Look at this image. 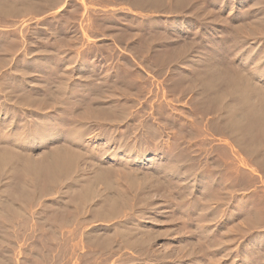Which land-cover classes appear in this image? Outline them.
Here are the masks:
<instances>
[{
	"label": "rangeland",
	"instance_id": "obj_1",
	"mask_svg": "<svg viewBox=\"0 0 264 264\" xmlns=\"http://www.w3.org/2000/svg\"><path fill=\"white\" fill-rule=\"evenodd\" d=\"M139 263L264 264V0H0V264Z\"/></svg>",
	"mask_w": 264,
	"mask_h": 264
},
{
	"label": "bare ground",
	"instance_id": "obj_2",
	"mask_svg": "<svg viewBox=\"0 0 264 264\" xmlns=\"http://www.w3.org/2000/svg\"><path fill=\"white\" fill-rule=\"evenodd\" d=\"M135 194V193H134ZM136 197V196H135ZM147 203H145V205H146ZM154 205V204H153ZM110 206H111V208H112V210L113 211H111L112 212V214H111V217H112V215H118L119 213H120V211L119 210H121V213H120V215L119 216H121L120 218L122 219V222L123 221H125V220H128V218H135V217H139V216H141V214H139V212H141V210L142 209H144V207H142V206H144V203H142V202H139V201H136V200H133V201H125V202H122V203H118V202H110ZM119 209V210H118ZM117 210H118V212H117ZM123 210V211H122ZM172 210V209H171ZM175 210V209H174ZM116 211V212H115ZM118 213V214H117ZM150 215V214H149ZM108 217H110V215L108 216ZM108 217H105V218H108ZM113 217H115V216H113ZM112 217V218H113ZM117 217V216H116ZM156 218V217H155ZM110 219V218H109ZM107 220V219H106ZM130 220V219H129ZM108 222H109V220H108ZM118 222V221H117ZM121 221L119 220V223H120ZM115 223L116 222H114V225H115ZM118 223V224H119ZM124 223V222H123ZM120 224H122V223H120ZM117 225V224H116ZM137 225V224H136ZM118 226H120V225H118ZM123 226V225H122ZM107 227H108V225H107ZM127 227V226H126ZM137 227V229H132L133 231H129V230H127L128 231V233L126 232H122L123 233V235H122V233L120 232L121 230H119V229H115L113 232H114V234H112L111 235V240L113 239V240H115L116 242H118L119 244H120V246L122 247L123 245H125V246H129V245H131V248L133 249L134 248V250L138 253V256L136 255V256H132L131 258H132V260L133 259H137V258H140V257H143V256H145V257H148V255L150 256L151 254V252L153 251L154 252V250H152V247H150V246H152L153 244H152V241H151V239L150 240H146L147 239V237L148 236H146L145 238H144V236H142V235H140V233L138 232V226H136ZM114 228V227H113ZM128 228V227H127ZM134 228V227H133ZM99 229V228H98ZM130 229V228H129ZM124 230H125V227H124ZM96 231H99V230H96ZM136 231V232H135ZM144 232H146V231H144ZM142 233H143V230H142ZM152 233V232H151ZM160 233V232H159ZM109 234V233H108ZM127 234V235H126ZM147 235H148V233H146ZM153 234V233H152ZM158 234V233H157ZM162 234V233H161ZM100 236V235H99ZM151 236V235H150ZM152 236H154V235H152ZM156 236V235H155ZM158 237V236H157ZM161 237V236H160ZM160 237H158V238H160ZM108 238H109V236H108ZM150 238V237H149ZM156 238V237H155ZM155 238H153V239H155ZM110 239V238H109ZM132 239L133 241L130 243V240ZM114 241V242H115ZM171 244V243H170ZM158 248V247H157ZM157 250V249H156ZM170 250V249H169ZM186 250V249H185ZM166 252V251H165ZM173 255V253L171 252L170 254H166V256L168 257L169 255ZM156 255V254H155ZM154 255V256H155ZM187 255L188 256H190L188 253H187ZM152 256V258H153V254L151 255ZM166 256H164V257H166ZM192 256V255H191ZM157 259H160V261L161 260H163V259H166V258H164L161 254H157V256H155ZM187 257V256H186ZM149 258V257H148ZM177 258V257H176ZM183 258V257H182ZM142 259V258H141ZM127 260V259H126ZM131 260V259H130ZM138 260V259H137ZM144 260V259H143ZM143 260H141V261H143ZM178 260H181L182 261V259L181 258H178ZM135 261V260H134ZM140 261V262H141ZM159 261V260H158ZM164 261V260H163ZM213 261V260H212ZM136 262V261H135ZM169 262V261H168ZM142 263V262H141ZM181 263H183V262H181ZM140 264V263H139ZM180 264V263H179Z\"/></svg>",
	"mask_w": 264,
	"mask_h": 264
}]
</instances>
